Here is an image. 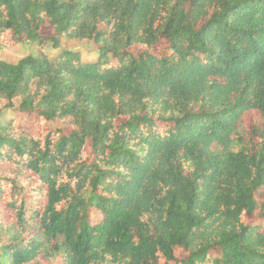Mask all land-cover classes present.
<instances>
[{"label": "trees", "instance_id": "1", "mask_svg": "<svg viewBox=\"0 0 264 264\" xmlns=\"http://www.w3.org/2000/svg\"><path fill=\"white\" fill-rule=\"evenodd\" d=\"M62 40L0 61V264H264V0H0Z\"/></svg>", "mask_w": 264, "mask_h": 264}, {"label": "rangeland", "instance_id": "2", "mask_svg": "<svg viewBox=\"0 0 264 264\" xmlns=\"http://www.w3.org/2000/svg\"><path fill=\"white\" fill-rule=\"evenodd\" d=\"M60 50L73 51L79 54L80 58L92 59L96 56V50L93 43L79 40H62L59 49L55 50L52 45L39 48L34 42H23L19 44H0V61L16 64L27 56H37L45 54L48 58L54 57ZM19 104V100H15V106ZM11 115H17L15 111H5V116L0 117V123H4ZM18 117V116H17Z\"/></svg>", "mask_w": 264, "mask_h": 264}]
</instances>
